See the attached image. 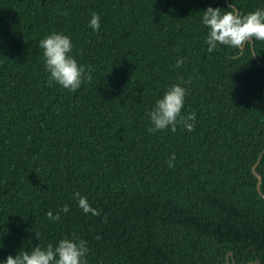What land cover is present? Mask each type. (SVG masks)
Returning <instances> with one entry per match:
<instances>
[{"label":"trees","instance_id":"trees-1","mask_svg":"<svg viewBox=\"0 0 264 264\" xmlns=\"http://www.w3.org/2000/svg\"><path fill=\"white\" fill-rule=\"evenodd\" d=\"M209 7L230 10L229 0H0V264L65 238L86 241L87 264H264V41L210 53ZM53 33L91 68L76 92L50 82L40 41ZM177 84L194 130L149 133Z\"/></svg>","mask_w":264,"mask_h":264},{"label":"clouds","instance_id":"clouds-1","mask_svg":"<svg viewBox=\"0 0 264 264\" xmlns=\"http://www.w3.org/2000/svg\"><path fill=\"white\" fill-rule=\"evenodd\" d=\"M229 9L209 7L203 12L202 22L209 29L206 43L210 53L218 45L230 46L239 49L242 53L254 41H264V10L241 15L233 3L229 5ZM90 26L94 30H99L100 16L98 14H92ZM40 47L43 49L46 68L50 73V82H56L70 92H76L84 83H91V68L86 69L80 66L77 60L70 55L73 44L68 36L53 33L40 41ZM182 64L183 60L177 61V67ZM186 92L185 87L179 84L173 85L163 98L157 101L150 113L153 127L148 129L149 133L166 130L169 127L175 132L178 124L183 125L188 131L194 130L195 124L189 121H194L195 114L187 117L182 115ZM174 159L173 154L171 160ZM171 166L170 162L169 167ZM75 198L84 213L100 215L95 208L90 206L86 197L80 196L79 192L75 193ZM60 211L67 214L69 206H63L55 216L49 211L48 218L59 220ZM36 238L39 239L38 234ZM96 239L100 237L97 236ZM88 251L86 241L65 238L60 240L55 247L52 244H49L46 249L37 246L31 252H19L14 257L9 255L4 264H87Z\"/></svg>","mask_w":264,"mask_h":264},{"label":"water","instance_id":"water-1","mask_svg":"<svg viewBox=\"0 0 264 264\" xmlns=\"http://www.w3.org/2000/svg\"><path fill=\"white\" fill-rule=\"evenodd\" d=\"M231 4V0H229V5ZM253 48H254V50H255V45H254V43H253ZM257 55V54H256ZM263 155H264V153H263ZM261 160H262V158H260V160H259V162L256 164V166L254 167V172H255V174L258 176V178H259V190L260 191H262L261 190V188H262V183H263V179H262V177L260 176V174H259V172H258V168H259V166H260V164H261ZM230 254H232V252L230 253ZM229 264H231L230 263V261H229Z\"/></svg>","mask_w":264,"mask_h":264}]
</instances>
